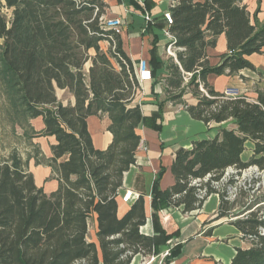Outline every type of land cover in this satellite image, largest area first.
Listing matches in <instances>:
<instances>
[{
    "label": "trees",
    "instance_id": "trees-1",
    "mask_svg": "<svg viewBox=\"0 0 264 264\" xmlns=\"http://www.w3.org/2000/svg\"><path fill=\"white\" fill-rule=\"evenodd\" d=\"M171 1L168 31L175 37V55L160 76L157 71L163 62L156 58V44L150 49L152 82L162 79L163 97L155 94L158 108L149 115L133 102L140 87L135 65L122 49L120 33L101 24L105 13L101 0L0 1V91L8 105L6 114L13 123L22 118L31 130L29 138L54 136L47 163L58 181L55 190L45 193L34 183L28 158L17 150L0 157V264H130L134 255L150 256L165 243L159 211L199 209L211 192L219 196L215 219L235 216L231 223L248 242L235 248L229 264H264L260 233L264 218L259 214L264 199H251L233 212L228 192L234 175L219 187L212 183L228 167L238 169L237 174L249 165L264 169V93L255 98L229 97L206 81L209 73L231 75L254 69L248 56L263 51L264 23L252 22L242 0ZM2 6L11 11L8 20ZM221 33L228 50L212 66L206 50L215 46ZM101 42L108 43L106 50ZM57 88L67 89L74 104L59 101ZM186 93L195 103L183 99ZM168 101L182 103L191 117L207 125L232 120L234 127H219L213 138L194 140L190 149H176L169 187L159 189L164 169L157 171L150 191L154 234H145L140 229L146 220L143 194L137 193L121 217L117 197L124 174L136 160L138 125L159 129ZM104 113L112 139L105 149H97L86 119ZM36 117L44 124L39 132L29 123ZM246 141L253 144L252 155L242 161ZM33 158L42 161L37 146ZM201 189L206 190L203 199L198 197ZM251 189L240 188L238 195L252 198ZM93 214L97 242L88 237ZM180 248V243L172 246L159 264H171Z\"/></svg>",
    "mask_w": 264,
    "mask_h": 264
},
{
    "label": "crops",
    "instance_id": "crops-1",
    "mask_svg": "<svg viewBox=\"0 0 264 264\" xmlns=\"http://www.w3.org/2000/svg\"><path fill=\"white\" fill-rule=\"evenodd\" d=\"M0 1L3 3V0ZM101 1L105 4V17L121 18L122 49L134 65L140 59L146 60L149 65L150 49L155 43L156 58L163 62L157 72L160 76H164L166 74L165 63L170 57L173 58V55L166 50L168 38L165 32L168 31L169 25L166 24L162 14L173 2L171 0ZM242 3L249 11L252 22L256 26L262 25L264 23V0H242ZM145 13L151 16V21H145ZM227 50L225 35L221 33L216 38L215 46L207 47L206 54L209 64L212 66L219 64L222 54ZM248 59L254 69H241L231 75L209 73L206 81L217 91L231 89L237 92L241 89L239 94L255 98L258 92L264 93V48L261 53L249 55ZM63 94L66 97L60 99ZM155 94L163 97L162 79L155 83L152 80L143 82L133 102L140 105L143 114L149 115L158 108ZM56 96L63 104H74V97L67 89L57 88ZM183 99L189 104L196 101L189 93H186ZM29 121L36 132L44 127L41 117ZM86 122L94 147L105 149L112 139V134L107 129L110 123L107 114L90 115ZM160 122L159 129L144 124L138 125L137 133L141 136V141L135 154L136 160L124 174L123 187L120 190V193L125 189H131L136 195L137 193L143 194L146 220L140 229L145 234H154L150 191L157 171L160 168L164 169L158 182L159 189L169 187L174 181L170 166L176 149L180 147L190 149L194 140L213 138L219 127H234L232 120L207 125L191 117L182 103L171 101L164 103ZM29 142L39 148L42 161L36 163L31 147H26L28 169L33 175L34 183L45 193H50L58 185L56 174L47 163L52 155L51 145L55 143V138L52 135H34L29 138ZM245 144L248 151L243 150L241 153L242 161H247L249 150L253 147L250 141H246ZM120 193L117 197L119 217L129 209L136 197L135 195L129 202H122ZM218 204V194L211 192L199 209L182 212L180 207H169L159 211V220L167 235L165 243L161 244L157 253L150 256L134 255L130 264H159L166 252L177 243H180L181 248L171 264H214V262L229 264L235 248L245 247L248 242L241 238L240 231L231 223L232 217L215 219ZM96 228V216L93 214L88 220V230H91L93 237H90L89 232L88 237L94 242H97ZM151 257L153 260L150 259Z\"/></svg>",
    "mask_w": 264,
    "mask_h": 264
},
{
    "label": "rangeland",
    "instance_id": "rangeland-1",
    "mask_svg": "<svg viewBox=\"0 0 264 264\" xmlns=\"http://www.w3.org/2000/svg\"><path fill=\"white\" fill-rule=\"evenodd\" d=\"M1 13L5 15L6 19L8 20L11 16L10 9H7L6 7H1ZM1 44L2 39L0 38V51H1ZM103 50H106L108 48L107 42H101V45ZM86 68V67H85ZM1 90V87H0ZM241 90V89H240ZM237 90V94H239L241 91ZM63 97H66L63 95L60 96V99H63ZM6 101L4 100V96L0 91V157L4 158L7 157V155L12 150H17L19 154L23 158L26 157V153L28 151L25 150L26 147H31V152L33 153L35 145L31 144L29 142V136L31 133V130L28 129V127L24 123H21L23 120L22 118H18L16 122L9 121V116L6 114L7 109ZM30 123V121H29ZM218 133V132H217ZM216 133V134H217ZM34 136V135H33ZM246 145V144H245ZM26 152H25V151ZM252 147L249 150V156L247 160L250 159L252 153H251ZM245 151H248V148L245 147ZM264 169L259 170L258 167L254 165H249L242 169L238 174L236 173H229V176L234 175L235 182L232 184V186L237 187V193L233 196L232 194L229 195L228 199L233 201L234 203V209L233 212H236L237 210H240L242 207H244L246 204H248L251 199H264ZM224 182V181H223ZM246 187H252L250 190L251 196L247 195H238V192L241 189H245ZM264 203V202H262ZM260 203V204H262ZM261 217L264 216V209L259 212ZM234 219L235 216H232ZM90 237L92 238L93 235L91 233V230L89 231Z\"/></svg>",
    "mask_w": 264,
    "mask_h": 264
},
{
    "label": "built area",
    "instance_id": "built-area-1",
    "mask_svg": "<svg viewBox=\"0 0 264 264\" xmlns=\"http://www.w3.org/2000/svg\"><path fill=\"white\" fill-rule=\"evenodd\" d=\"M166 24H171L172 23V17H171V13L169 10H166L163 12L162 14ZM144 19L145 21L149 22L151 21V16L148 14V13H145L144 14ZM100 22L101 24L105 27V28H112L114 29L116 32H119L121 31V24H122V20L121 18L119 17H113V18H107L105 17L104 15L100 17ZM166 36L168 38V41H167V46H166V50L169 54H172L173 55V43L175 41V37L169 32V31H166ZM135 72H136V78L139 82V84H142L143 82L145 81H151L152 80V73H151V69L147 63L146 60L144 59H140L136 65H135ZM188 77H185V80H187ZM200 89L204 92L205 90L202 88V86H200ZM224 94L226 96H229V97H234V96H237V92L231 90V89H226L224 91ZM256 167V165H254ZM238 171V169L234 168V167H228L222 178L219 180V181H213V185L215 187H219L222 185L223 181L225 182L226 179L229 177V173H236ZM264 172V171H263ZM210 176V174H207L205 177H204V180H207L208 177ZM196 180H194L195 182ZM237 193V187L234 185V186H231L230 189H229V192L228 194L229 195H235ZM136 194L131 190V189H125L124 191H122L120 193V200L122 202H129L132 198H134ZM228 195V197H229ZM206 196V190L205 189H201L199 190L198 192V197L200 199H203L204 197ZM262 203V202H261ZM264 218V216L262 217ZM260 233L264 235V227H260ZM151 260H153V257L150 258Z\"/></svg>",
    "mask_w": 264,
    "mask_h": 264
},
{
    "label": "bare ground",
    "instance_id": "bare-ground-1",
    "mask_svg": "<svg viewBox=\"0 0 264 264\" xmlns=\"http://www.w3.org/2000/svg\"><path fill=\"white\" fill-rule=\"evenodd\" d=\"M104 16H105V15H104ZM174 55H175V54H174V48H173V57H174ZM139 85H141V84H139ZM238 95H241V94H238Z\"/></svg>",
    "mask_w": 264,
    "mask_h": 264
},
{
    "label": "water",
    "instance_id": "water-1",
    "mask_svg": "<svg viewBox=\"0 0 264 264\" xmlns=\"http://www.w3.org/2000/svg\"><path fill=\"white\" fill-rule=\"evenodd\" d=\"M264 173V172H263Z\"/></svg>",
    "mask_w": 264,
    "mask_h": 264
}]
</instances>
